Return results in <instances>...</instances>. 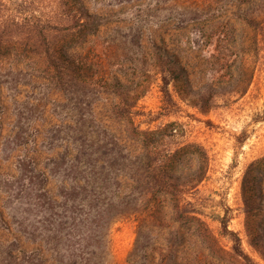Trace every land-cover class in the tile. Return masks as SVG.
Returning <instances> with one entry per match:
<instances>
[{
	"label": "rangeland",
	"instance_id": "rangeland-1",
	"mask_svg": "<svg viewBox=\"0 0 264 264\" xmlns=\"http://www.w3.org/2000/svg\"><path fill=\"white\" fill-rule=\"evenodd\" d=\"M23 1L3 0L5 16L20 14ZM81 1L111 19L70 47L93 67L85 83L58 89L37 72V56L0 57V264H243L222 232L227 209L253 264H264L246 231L242 195L246 169L264 156V34L242 16L260 0ZM28 2L40 14L56 11L50 0ZM158 49L186 68L195 90L218 89L209 112L191 96H164ZM114 77L148 85L130 119L112 113L119 103L109 88ZM128 123H177L173 146L194 141L207 149V173L186 196L183 222L165 199L158 213L139 191L121 192V173L143 150L128 137ZM70 144L85 152L79 168L68 160ZM196 166L190 156L186 170ZM259 178L264 229V171ZM192 215L205 221L215 249Z\"/></svg>",
	"mask_w": 264,
	"mask_h": 264
},
{
	"label": "trees",
	"instance_id": "trees-1",
	"mask_svg": "<svg viewBox=\"0 0 264 264\" xmlns=\"http://www.w3.org/2000/svg\"><path fill=\"white\" fill-rule=\"evenodd\" d=\"M50 1L56 5V11L51 16L37 13L27 5L28 0H24L25 5L20 14L6 17L5 5L3 0H0V57L13 54L24 61L37 56L41 59L36 67L37 72L49 78L58 89H65L70 84L85 83L93 69L92 65L85 61L82 53L72 52L70 47L81 43L98 25L111 19L89 13L81 0ZM242 16L252 29L261 30L264 34V0L249 6L243 11ZM154 51L157 58L155 66L162 81L161 90L164 96L171 101L174 100V95L183 99L191 96V101L199 111L209 112L216 104L215 96L219 92L218 89L210 84L195 90L183 65L161 49ZM249 82L250 79L241 93L247 90ZM109 85L112 92L119 97V103L112 109L113 115L130 119L132 108L146 93L148 85H145L142 79L125 83L118 77H114ZM176 125L177 123H164L141 128L135 123H128L126 128L128 137L138 140L143 150L137 155L134 166L121 173L127 176L124 181L120 178L119 183L123 185L121 192L130 190L132 195L133 192L139 191L140 199L146 204L147 209L154 208L158 213L163 206L160 202L165 199L172 207L173 218L183 222L186 217V196L191 188L205 178L209 155L205 146L198 142L189 141L173 146L171 140L178 136ZM75 151L77 154H74ZM69 153L71 157L68 156ZM84 154L82 148L67 145V157L74 167L79 168L81 160L79 158ZM190 156L196 157L197 166L193 170H186V162ZM118 160L119 158H115L112 161ZM97 164L99 163L94 162L92 167L96 168L99 166ZM260 171H264V156L253 160L246 169L242 181V195L247 234L251 243L264 256V229L260 223L263 209L258 195ZM88 184L89 182L85 186L87 191ZM84 185L80 183L79 186ZM63 187L69 188L65 184ZM118 197L123 204L122 199L125 197L121 195ZM158 217L159 214L156 215V218ZM191 218L199 221L200 236L215 249V243L211 241L215 238L205 221L196 215H192ZM158 222H163V218L159 217ZM221 223L222 232L232 242V254L243 264H253V258L243 247L242 237L238 231L229 227L228 209L222 216Z\"/></svg>",
	"mask_w": 264,
	"mask_h": 264
}]
</instances>
